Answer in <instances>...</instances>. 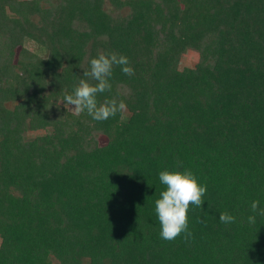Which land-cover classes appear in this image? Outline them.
Segmentation results:
<instances>
[{
	"label": "trees",
	"instance_id": "trees-1",
	"mask_svg": "<svg viewBox=\"0 0 264 264\" xmlns=\"http://www.w3.org/2000/svg\"><path fill=\"white\" fill-rule=\"evenodd\" d=\"M100 52L134 69L113 67L97 102L127 110L103 122L64 105ZM164 170L207 186L187 242L160 237ZM255 200L264 0H0V264H264Z\"/></svg>",
	"mask_w": 264,
	"mask_h": 264
},
{
	"label": "clouds",
	"instance_id": "clouds-1",
	"mask_svg": "<svg viewBox=\"0 0 264 264\" xmlns=\"http://www.w3.org/2000/svg\"><path fill=\"white\" fill-rule=\"evenodd\" d=\"M114 66L121 67L123 74L134 75V69L130 66L128 57L116 52L105 54L100 52L97 58L90 61V70L84 71L83 76L87 79H80L78 85L74 87L73 94L64 96V105L75 115L87 112L93 120L103 122L117 113L123 114L127 110V105L123 100L119 102L113 98L98 104L97 95L106 91L110 92L112 85L109 82ZM95 81V84L89 83ZM74 106V107H72ZM159 182L163 186L160 196L155 200V214L160 224V237L165 241H174L182 234L185 242L192 236L189 231L188 212L194 205L202 208L205 201L203 197L207 192V186H201L191 170L161 171ZM253 215L248 217L249 224H255L256 215L264 216V208L260 207V201L251 203ZM235 217L227 212L219 216L223 224L235 222ZM200 222L206 223L201 220Z\"/></svg>",
	"mask_w": 264,
	"mask_h": 264
},
{
	"label": "rangeland",
	"instance_id": "rangeland-1",
	"mask_svg": "<svg viewBox=\"0 0 264 264\" xmlns=\"http://www.w3.org/2000/svg\"><path fill=\"white\" fill-rule=\"evenodd\" d=\"M197 62H198V55L193 51H189V52L185 53V55L182 57L180 69H184L186 67L193 68ZM72 107H74V106H72ZM44 133H45L44 131H39V132H31L28 135H29V137L34 138V137L41 135V134H44ZM106 141L107 140L104 137L101 140V142L103 144H105Z\"/></svg>",
	"mask_w": 264,
	"mask_h": 264
}]
</instances>
